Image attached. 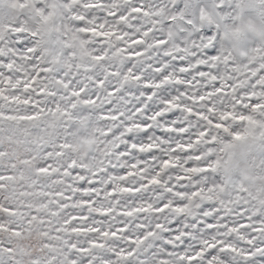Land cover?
Wrapping results in <instances>:
<instances>
[{"label": "snow or ice", "instance_id": "6c2138e0", "mask_svg": "<svg viewBox=\"0 0 264 264\" xmlns=\"http://www.w3.org/2000/svg\"><path fill=\"white\" fill-rule=\"evenodd\" d=\"M0 264H264V0H0Z\"/></svg>", "mask_w": 264, "mask_h": 264}]
</instances>
